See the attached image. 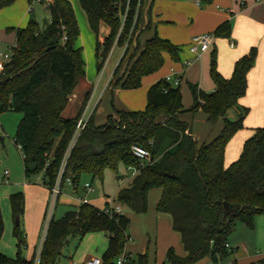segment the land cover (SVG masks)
<instances>
[{
	"label": "trees",
	"instance_id": "16d2710c",
	"mask_svg": "<svg viewBox=\"0 0 264 264\" xmlns=\"http://www.w3.org/2000/svg\"><path fill=\"white\" fill-rule=\"evenodd\" d=\"M14 1L0 0V9ZM78 1L96 35L101 23L110 28L108 37L102 43L98 39L96 42L99 71L114 44L125 47L110 82L114 80L115 88H139L143 77L163 66L164 53L179 61L180 47L155 33L143 47L134 48L121 72L136 38L143 0ZM48 10L50 21L44 26L31 19L26 27L16 29L11 59L0 70V114L22 113L13 140L21 148L25 176L43 172V184L51 192L58 178L62 188L68 178L78 186L84 174L93 181L102 179L107 169L118 177L120 164L135 166L139 172L128 187L119 190L117 202L133 213L143 214L148 210L149 192L161 190L156 211L171 216L172 227L180 234L186 252L179 256L170 248L166 255L170 264H194L207 256L213 260L228 256V241L237 225L253 228L255 216L264 214V126L255 128L246 139L238 159L228 166L224 164L226 147L243 128L248 109H243L236 120H230L227 113L246 94L247 75L255 66L257 48L251 47L235 62L229 78L218 71L213 52L210 75L215 90L206 93L189 83L193 97L189 109L183 108L180 87L160 79L149 87L144 110H115L103 125H97L92 114L77 133L91 91L75 117L67 118L62 113L85 74L83 48L77 44L80 29L70 0H52ZM64 32L67 39L63 42ZM230 33L231 23L226 21L215 29L214 36L229 37ZM198 111L207 114L211 125L224 121L219 135L200 147L186 132L187 125L178 119L181 113ZM133 145L148 149L152 161L141 166L132 152ZM163 148L162 156L156 159ZM9 202L17 252L15 257L0 252V264H57L70 236L99 231L108 234L101 262L114 264L130 239V219L125 214L109 217L92 204H80L61 218L50 219L38 258L34 253L28 259L23 255L24 233L16 224V218L20 220L24 212L23 193L11 194ZM3 232L0 208V240ZM138 264H148L147 253L138 256Z\"/></svg>",
	"mask_w": 264,
	"mask_h": 264
},
{
	"label": "crops",
	"instance_id": "0c3cea01",
	"mask_svg": "<svg viewBox=\"0 0 264 264\" xmlns=\"http://www.w3.org/2000/svg\"><path fill=\"white\" fill-rule=\"evenodd\" d=\"M159 1L160 0H143L139 26L135 34L136 38L129 53L125 57L123 67H121V72L134 48L137 45L143 47L144 43L148 39L152 38L155 33H157L161 38L167 39L171 43L180 47L179 61H173L169 54L164 53L163 66L157 72L143 77L142 85L139 88L122 89L120 87H114V80L112 83L110 82L113 79V72L124 56V46H122V53L116 67L102 82L100 80L98 85L97 79L100 72L98 64H96L95 59L87 55L88 60L87 63H85L84 69L85 74L79 78L77 86L70 96L69 103L62 114H66L67 118L75 117L90 91L91 93L84 108L82 117L88 120V118L94 114L95 123L97 125H103L106 122L107 116L115 114V110L142 111L141 106L142 103L145 104V95L147 103V92L149 87L158 80L164 79L166 75L172 73L173 71L180 77V83L178 86L180 87L182 93L183 108L189 109L193 103L189 83L197 85L199 89L206 93H210L215 90V84L210 75L211 55L213 52L216 54L218 71L224 77L229 78L232 75L235 62L241 56L246 54L251 47H256L258 54L255 66L247 75L246 94L241 97L237 105L232 107L227 113V117L230 120H235V115L239 113V110H243L245 108L248 109V113L243 121V128L233 136L226 147L224 164L225 166H228L238 159L244 142L250 137L247 136L245 139L240 141L237 140L235 145H232L238 135L246 128H251L254 132L255 128L264 126V0H204V2L208 4L204 8H201V2L197 1V3L199 2L197 5L201 9H198L196 6L189 4L186 1L182 2V0H172L171 3L166 2L168 5H166L167 8H164V11L159 8ZM70 2L73 6L80 32L82 29H85V32L88 31V29H90L88 28L90 27V24L79 1L70 0ZM180 2L182 4L178 5ZM33 4V2H29L28 0H15L11 5L0 9V53H3L1 50L3 47H6L10 53L11 49L16 45V29L26 27L31 19L38 22L39 14L36 13V9ZM183 12H189L191 15V24L185 30L179 28L181 21L179 14L183 15ZM185 17H187V13L185 14ZM49 21L50 13L49 19L46 23ZM226 21L231 23V33L229 37L215 36L210 49L200 58L195 57L189 51L191 38L194 35L201 33L214 34L215 29ZM162 23H166V25ZM81 34L82 33H80L79 37H81ZM109 34L110 28L106 24L101 23L99 25V33L98 35H95L96 42L98 39V41L102 43ZM78 45L83 48V45H81L80 42ZM115 46L116 44H114L111 48L109 55ZM83 56L85 59L84 50ZM186 61L189 62V64L185 65L184 63ZM6 62L7 61L0 56V70ZM104 69L105 67L102 70ZM182 85L186 86V88L183 89ZM185 104H187V106H185ZM234 108H236V110L231 111L234 110ZM87 112L88 114L86 115ZM251 117H255V121L252 122L250 119ZM162 119L163 118H161V120ZM178 119L187 125L186 132L196 140L199 147L202 144L209 143L216 138L224 126L223 119H220L214 125L208 123L207 114L202 111H198L196 113L184 112L178 115ZM1 125L2 129L0 132H6L8 129L6 120L2 119ZM3 139L4 137L0 134V140L3 141ZM163 152L164 148L158 152L156 159L160 158ZM6 170L8 169H4L3 171L4 181L6 183H11V172L8 170V174H5ZM134 177L135 176H132L126 187L131 184ZM91 182H93L92 179ZM41 184L42 186L37 183L27 182L24 179L22 183L14 185H0V208L4 223V232L0 240L1 253L10 257H15L16 255V239L13 236L15 220L12 215L9 197L13 193L22 192L24 195V212L19 220V224L26 240V247L23 251V255L29 259L34 255V253L38 254L41 248V238L46 218L47 206L51 196L50 190L43 184V181ZM71 191L72 190L69 185H64L62 194L58 197V200L60 201V199H62L63 203L72 205L74 206L72 209H76L80 203L73 197ZM93 193H91L89 197ZM160 195L161 190L156 193L157 202ZM108 199H105V204L108 202ZM89 203L94 205L90 199ZM155 220L157 233L159 234L160 231L162 232V244L165 250L166 260L167 251L170 248H173L177 255L185 256L186 252L184 250L180 234L172 227L171 216L167 213L157 212ZM238 228L242 230L247 227L239 224L237 225L235 231ZM246 230H248V228ZM234 232L231 234L228 241L230 253L237 251L239 248L233 245L235 238L233 236ZM6 234L10 236V240L7 244L3 242ZM105 235L108 238V234L105 233ZM158 238L156 237V247ZM241 245L246 247L243 242ZM238 252L242 255L244 264H247L246 261L250 258H247L243 251ZM144 253L148 254L147 247L142 248L140 254ZM155 253H157V251ZM64 257L66 256H64L62 250V255L60 256L57 264H61L60 261ZM71 258L72 256L69 255V260L66 261L67 264H74ZM221 260L222 259L213 260L211 257L207 256L194 264H218Z\"/></svg>",
	"mask_w": 264,
	"mask_h": 264
},
{
	"label": "rangeland",
	"instance_id": "374dc122",
	"mask_svg": "<svg viewBox=\"0 0 264 264\" xmlns=\"http://www.w3.org/2000/svg\"><path fill=\"white\" fill-rule=\"evenodd\" d=\"M77 1V0H73ZM172 0H160L159 8L166 9L168 5L166 2L171 3ZM180 1V0H179ZM186 1L189 4H193L198 9L197 1L201 2V8L206 7L208 4L204 0H182ZM33 6L36 9L38 15V22L41 26H44L46 21L49 19V10L48 5L39 4L33 2ZM165 4V5H164ZM182 4L181 2L178 4ZM200 8V9H201ZM187 13V17L185 14ZM180 17V27L182 30H185L191 24V15L189 12H183V15L179 14ZM166 25V23H162ZM88 31L85 32V29H82L80 33L81 37L78 38L77 44L79 42L83 45V50L85 53V63H87L88 56L95 59L96 64H98L99 59L96 56V34L88 27ZM90 33V34H89ZM82 41V42H81ZM114 46V45H113ZM2 52L9 53L6 47H3ZM122 53V47L116 45L113 51L108 55L107 61H105V69L101 70L98 75V83L105 79V77L114 70L116 67L120 55ZM105 71V72H104ZM101 74V77H100ZM105 74V75H104ZM104 75V76H103ZM182 88L186 86L182 85ZM138 95V94H137ZM139 104V103H138ZM141 104V102H140ZM146 105V95H145V104L142 103L141 110L144 109ZM187 106V104H185ZM189 108V107H187ZM234 110L231 111H235ZM88 112L86 113V115ZM243 114V110H239V113L235 115V118H239ZM247 115V114H246ZM245 115V117H246ZM66 117V114H63ZM22 113L8 111L0 114V122L6 120L8 124V129L6 132L2 131L0 134L4 137L3 141L0 140V185H14L29 181L30 183H37L42 186V181L44 179V173L40 172L38 174H31L30 176H25L24 165L22 160V152L18 145L14 143L13 137L16 131V128L20 122ZM16 118V119H15ZM235 119V120H236ZM245 119V118H244ZM251 121H255V117L250 118ZM249 127V126H248ZM253 131L251 128L244 129L241 134L233 141L232 145H235V142L238 140L245 139L247 136H251ZM4 169H8L11 172V183H6L3 177ZM132 178L131 170L128 169L124 164H120L118 168V177L110 169L105 170L104 176L102 179L95 178L91 182V176L84 174L81 177L79 187L80 194H83L82 187L86 182H90L94 188V193L89 197L92 203L98 208H102L105 205V199L110 200L112 204L117 202V195L121 188L128 185L129 180ZM160 191L159 189H152L149 192L148 196V210L143 214H136L131 212L127 207H124V214L130 219V225L128 228V234L130 236L129 241L125 246V251L130 253L133 264H138V256L142 251V248H148V264H170L165 258V250L162 244V232L157 233L155 215L156 211V193ZM51 203V201H50ZM51 216H54L55 219L61 218L68 210L72 209L74 206L65 204L62 202V199L56 200V202L49 205ZM165 215V214H162ZM47 219V218H46ZM45 219V222H46ZM240 224V223H239ZM238 224V225H239ZM243 225V224H240ZM238 228L233 236L234 241L233 245L239 247L237 251L230 253L228 256L223 258L218 264H244V259L238 251H243L247 258H250L246 261L247 264H264V214H258L254 218L253 228H248V230ZM45 231V225H43V232ZM42 232V234H43ZM14 236V235H13ZM10 236L6 234L3 242L5 244L10 240ZM156 237L158 238L157 247H156ZM16 239V238H15ZM245 243L244 245H241ZM17 243V240H16ZM67 243L63 248L64 258L61 259V264H67L68 256H72V262L74 264H79L84 262L88 257H102L103 253L108 247V238L104 232H88L84 236H70L67 240ZM247 249V250H246ZM25 250V249H24ZM23 250V251H24ZM157 251V253H155ZM85 257V258H84Z\"/></svg>",
	"mask_w": 264,
	"mask_h": 264
},
{
	"label": "built area",
	"instance_id": "2783aa9c",
	"mask_svg": "<svg viewBox=\"0 0 264 264\" xmlns=\"http://www.w3.org/2000/svg\"><path fill=\"white\" fill-rule=\"evenodd\" d=\"M32 2H37L39 4L49 5L52 2V0H33ZM125 17H126V13L121 18L122 22H124ZM62 29H64V27ZM214 38H215V36L213 33H201V34L194 35L191 38V42L189 45V51L195 57L200 58L205 52H207L210 49V47L212 46V44L214 42ZM66 39H67V37H66L65 32H64L63 37H62V41L64 42V41H66ZM0 56L3 57L8 62L11 59L12 52L5 53V54L0 53ZM105 63L103 65L102 69L104 68ZM184 64L185 65L189 64V62L186 61ZM164 79L167 82H170L173 86H178L180 83V77L177 76V74L174 71L172 73L166 75ZM86 122H87V119H84L83 117H81L79 119V121L77 123V133L80 132L85 127ZM1 129H2V125L0 122V130ZM75 139H76V136H75ZM75 139H73L71 145L75 142ZM19 148H20V146H19ZM132 152L137 158L140 159V165L141 166H143L145 163H150L152 161L151 152L142 146L133 145L132 146ZM127 168L131 170L132 176H136L139 172V168H137L135 166H128ZM5 174H8V170L5 171ZM66 184L70 186V188L72 190L71 193H72L73 197L76 198L80 204H90L89 203V195L94 192V188L90 182H86L84 184V186L82 187V189H83L82 195H79L80 194L79 184L77 186L74 183H72L71 178L67 179ZM62 189L63 188L61 187V184H60V178H58L56 184L53 186V188L51 189V192H50L51 203L54 204V202H56V200H58V197L62 194ZM50 201L48 203L47 211H46V218L47 219L45 218L46 222H44L45 231L43 232L42 238H41V248H42V244H43V241H44V238L46 235L48 224L50 222V219L53 217V216H51V211H50V207H49V205H51ZM124 207L125 206L120 204L119 202L112 204L109 200L102 208H98V209H99L100 213L105 214L109 217H113L115 215H123L124 214ZM227 247H229V244L227 245ZM41 248L37 254V258L40 254ZM130 262H131L130 254L128 252L124 251L123 253H121V255H119L116 258L114 264H130ZM79 264H102V262H101L100 257H91V258H88L84 262L79 263Z\"/></svg>",
	"mask_w": 264,
	"mask_h": 264
},
{
	"label": "water",
	"instance_id": "95a60500",
	"mask_svg": "<svg viewBox=\"0 0 264 264\" xmlns=\"http://www.w3.org/2000/svg\"><path fill=\"white\" fill-rule=\"evenodd\" d=\"M16 224H17V225L19 224V219H18V218H16Z\"/></svg>",
	"mask_w": 264,
	"mask_h": 264
}]
</instances>
